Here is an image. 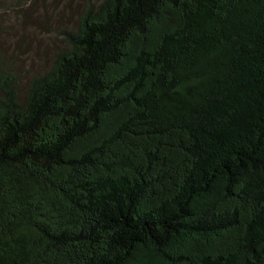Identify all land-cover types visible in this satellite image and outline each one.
<instances>
[{
    "label": "trees",
    "instance_id": "16d2710c",
    "mask_svg": "<svg viewBox=\"0 0 264 264\" xmlns=\"http://www.w3.org/2000/svg\"><path fill=\"white\" fill-rule=\"evenodd\" d=\"M25 89L0 65V264H264V0H101Z\"/></svg>",
    "mask_w": 264,
    "mask_h": 264
},
{
    "label": "rangeland",
    "instance_id": "374dc122",
    "mask_svg": "<svg viewBox=\"0 0 264 264\" xmlns=\"http://www.w3.org/2000/svg\"><path fill=\"white\" fill-rule=\"evenodd\" d=\"M101 0H0V65L11 67L23 89L48 72L67 48L65 32Z\"/></svg>",
    "mask_w": 264,
    "mask_h": 264
}]
</instances>
